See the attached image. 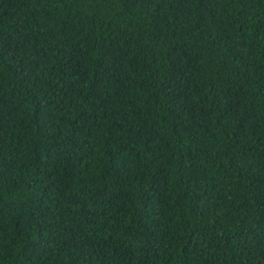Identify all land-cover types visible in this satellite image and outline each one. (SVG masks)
Returning <instances> with one entry per match:
<instances>
[{
  "label": "trees",
  "instance_id": "1",
  "mask_svg": "<svg viewBox=\"0 0 264 264\" xmlns=\"http://www.w3.org/2000/svg\"><path fill=\"white\" fill-rule=\"evenodd\" d=\"M0 264H264V0H0Z\"/></svg>",
  "mask_w": 264,
  "mask_h": 264
}]
</instances>
